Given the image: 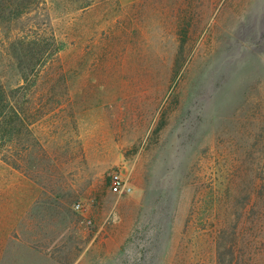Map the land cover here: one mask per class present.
<instances>
[{
	"label": "rangeland",
	"instance_id": "rangeland-1",
	"mask_svg": "<svg viewBox=\"0 0 264 264\" xmlns=\"http://www.w3.org/2000/svg\"><path fill=\"white\" fill-rule=\"evenodd\" d=\"M29 1L0 0L18 114L0 264H264V0H42L17 17Z\"/></svg>",
	"mask_w": 264,
	"mask_h": 264
},
{
	"label": "trees",
	"instance_id": "trees-1",
	"mask_svg": "<svg viewBox=\"0 0 264 264\" xmlns=\"http://www.w3.org/2000/svg\"><path fill=\"white\" fill-rule=\"evenodd\" d=\"M41 2L42 0L25 2L18 10L17 17L29 13ZM13 99L12 92L8 93L3 87H0V143L3 146L12 143L15 136V124L18 121V114L15 111Z\"/></svg>",
	"mask_w": 264,
	"mask_h": 264
},
{
	"label": "built area",
	"instance_id": "built-area-1",
	"mask_svg": "<svg viewBox=\"0 0 264 264\" xmlns=\"http://www.w3.org/2000/svg\"><path fill=\"white\" fill-rule=\"evenodd\" d=\"M129 184L121 173H115L112 177L111 191L114 194H123L130 191ZM80 205L78 208L80 209Z\"/></svg>",
	"mask_w": 264,
	"mask_h": 264
}]
</instances>
